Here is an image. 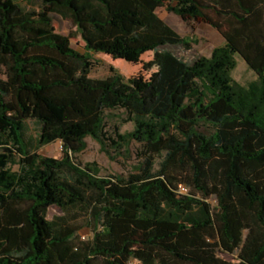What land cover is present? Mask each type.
Returning <instances> with one entry per match:
<instances>
[{"label": "trees", "instance_id": "trees-1", "mask_svg": "<svg viewBox=\"0 0 264 264\" xmlns=\"http://www.w3.org/2000/svg\"><path fill=\"white\" fill-rule=\"evenodd\" d=\"M37 1L0 0V264H228L220 253L239 250V264H264V0ZM160 8L225 44L186 60L168 48L197 40ZM151 51L149 76L91 77L92 53L139 64ZM237 55L257 75L247 85L233 77ZM119 110L133 131L111 124ZM28 120L41 125L36 149ZM90 136L109 154L139 143V164L110 175L83 164ZM56 141L61 158L38 152ZM52 208L86 214V226Z\"/></svg>", "mask_w": 264, "mask_h": 264}, {"label": "rangeland", "instance_id": "rangeland-1", "mask_svg": "<svg viewBox=\"0 0 264 264\" xmlns=\"http://www.w3.org/2000/svg\"><path fill=\"white\" fill-rule=\"evenodd\" d=\"M23 4L28 8L39 9V2L37 0H22ZM159 15L176 31L183 36H188L197 40L193 43L192 49H185L183 47H169L179 56L188 61L194 60L196 57L205 55L210 56L215 47L225 44V38L218 29L203 21H185L178 14L168 11L166 8L158 10ZM56 28L60 33L72 36L73 46L81 51L86 52V43L83 40L77 26L69 19L59 18L56 20ZM94 67L91 72L93 78H106L112 75V68L114 67L118 73L122 74L126 79L143 73L147 76L151 75L158 68V61L161 55L160 51H151L142 57L139 64L131 63L123 59H114L109 54L99 52L92 53ZM238 66L233 71L234 79L247 85L251 81L257 79L255 71L250 67L240 55H237ZM117 117L111 120V124H119L122 126V132L127 133L135 129L134 122L124 123L123 119L126 114L119 110L116 112ZM41 133V125L36 120H28L26 128V138L32 147H38V141ZM87 149L78 155V160L83 164L97 162L104 175L127 173L134 170L140 162V152L142 146L137 142H132L123 149H112V154L104 151L102 144L96 138L90 136L87 138ZM38 152L56 158L63 156V144L61 141L52 142L38 149ZM18 169V165L13 166ZM214 195L218 193V188L214 186ZM212 196L210 199L214 208L217 209L216 197ZM50 216H67L69 219L77 220L86 226V214L78 213V211H62L58 208H52ZM81 235L85 238L91 236V231L85 227L81 231ZM220 256L228 261V264H239L242 262L241 251L227 252L222 251Z\"/></svg>", "mask_w": 264, "mask_h": 264}, {"label": "built area", "instance_id": "built-area-1", "mask_svg": "<svg viewBox=\"0 0 264 264\" xmlns=\"http://www.w3.org/2000/svg\"><path fill=\"white\" fill-rule=\"evenodd\" d=\"M180 190H181L182 194H188L189 193V187L187 185H182Z\"/></svg>", "mask_w": 264, "mask_h": 264}]
</instances>
